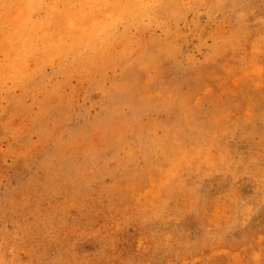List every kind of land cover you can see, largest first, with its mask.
I'll return each instance as SVG.
<instances>
[{"label":"rangeland","instance_id":"obj_1","mask_svg":"<svg viewBox=\"0 0 264 264\" xmlns=\"http://www.w3.org/2000/svg\"><path fill=\"white\" fill-rule=\"evenodd\" d=\"M213 1L183 0L181 13L169 17L179 57H192L193 70L180 58L174 70L172 59L162 60L169 73L146 68L152 84L166 83L152 97L159 111L150 117L162 120L179 106L202 124L183 128V142L185 133L209 141L212 164L186 176L190 194L179 184L182 173L167 194L151 202L143 196L140 209L137 200L122 206L108 193L113 183L134 192L115 180L122 168L111 160L116 153L133 154L127 168L143 164L131 130L146 122L136 96L144 65L125 49L92 71L69 56L29 60L21 75L0 80V264H264V75L227 77L215 65L199 77L194 69L214 39L245 35L260 46L247 33L256 29L237 15L261 19L264 0H243L227 15ZM150 28L158 33V25ZM139 51L148 55L147 45ZM99 80L113 99L108 114L89 86ZM104 159L107 168L98 171ZM218 201L223 209L211 216Z\"/></svg>","mask_w":264,"mask_h":264},{"label":"bare ground","instance_id":"obj_2","mask_svg":"<svg viewBox=\"0 0 264 264\" xmlns=\"http://www.w3.org/2000/svg\"><path fill=\"white\" fill-rule=\"evenodd\" d=\"M229 1L233 3H226ZM164 2L159 0H0V55L2 56L0 80L21 75L27 70L29 60L37 64L46 60L65 61L69 56H76V62L81 60L83 65L81 70L92 71L97 63L104 60V57L115 56L119 48L122 51L125 49V55L135 56V59L132 58L133 62L144 65L141 75L143 85L140 86L136 96L137 99L141 96V104L147 110L146 122L145 126L131 130V132L135 131L137 138L140 139L142 169L137 171L133 167L127 168L129 161H134L130 158L133 154H125L122 157L120 153H116L111 160L122 165V168L115 180L122 181L125 188L129 187L134 192L123 191L117 183H113L108 188V193L116 195L117 202L119 201L122 206L135 204L137 200L135 205L137 209L142 207L146 195L149 197L146 202H151L155 194L160 196L167 194L181 173L185 176L179 182L184 189L183 193L192 192L185 185L186 176L201 163L205 166L212 164L209 162V150L207 151L209 141L206 142L199 136L193 139L190 134L185 133L187 141L183 142V137L179 136L183 128L192 131L195 127L202 126L196 119L180 115L182 112H179V106L172 107L171 111L166 110L165 118L162 120H154L150 117L151 113L159 111L156 105L152 104V97L156 96L157 90H165L166 83L160 85L162 82L160 81L156 85L155 81L152 84L154 78L146 77V68L151 66L155 72L163 69L164 74L169 73L165 68L167 65L161 66L162 60L172 59L175 63L169 67H173L174 70L180 58V50L177 49L179 35L169 17L181 13L180 4L183 0ZM241 3L243 0L213 1V4L219 6V10L225 15L227 11ZM173 13L175 14L172 15ZM237 18L243 27L256 29L247 33L255 37L260 46L250 44L245 35H242V40L234 36L224 40L220 38V41L213 38L212 43L205 48L201 65L199 67L194 65V69L201 72L199 77L206 75V72L215 65H217L216 69L223 70L227 77L244 78L242 76L245 72L249 78L264 75V17L255 19L251 13L247 15L239 13ZM152 24L159 26L158 33L150 28ZM141 43L147 45L148 55H142L139 51ZM182 58L180 59L193 70L192 57ZM201 69L206 71L203 72ZM89 86L93 90L94 99L104 103L105 112L108 114V106L113 101L108 90L103 88L100 80ZM39 116L37 114L35 120L40 119ZM153 156L155 159L151 160ZM105 168L107 165L104 159L98 171H105ZM246 189L252 191L254 197L258 195L256 186ZM214 209H216L215 213L209 214L211 216L214 214L216 217L223 209L222 202L218 201ZM141 216V221L144 222L146 219L144 212H141Z\"/></svg>","mask_w":264,"mask_h":264}]
</instances>
